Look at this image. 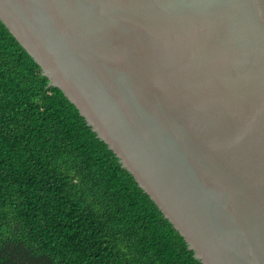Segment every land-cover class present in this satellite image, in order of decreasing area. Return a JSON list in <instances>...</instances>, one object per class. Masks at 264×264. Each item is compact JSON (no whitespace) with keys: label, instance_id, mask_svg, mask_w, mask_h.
<instances>
[{"label":"water","instance_id":"obj_1","mask_svg":"<svg viewBox=\"0 0 264 264\" xmlns=\"http://www.w3.org/2000/svg\"><path fill=\"white\" fill-rule=\"evenodd\" d=\"M0 21L201 264H264V0H0Z\"/></svg>","mask_w":264,"mask_h":264},{"label":"trees","instance_id":"obj_2","mask_svg":"<svg viewBox=\"0 0 264 264\" xmlns=\"http://www.w3.org/2000/svg\"><path fill=\"white\" fill-rule=\"evenodd\" d=\"M0 21V264H201Z\"/></svg>","mask_w":264,"mask_h":264}]
</instances>
